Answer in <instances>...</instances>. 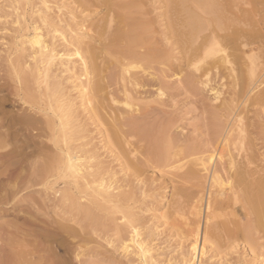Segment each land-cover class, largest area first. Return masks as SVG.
<instances>
[{"label": "rangeland", "instance_id": "1", "mask_svg": "<svg viewBox=\"0 0 264 264\" xmlns=\"http://www.w3.org/2000/svg\"><path fill=\"white\" fill-rule=\"evenodd\" d=\"M95 2L84 5L79 0H23L21 3L15 0H0V134L1 132L10 134L6 139L7 145H0V166H2L5 159L1 157V154L17 146V149L22 152L21 166L25 167L23 175H26L27 180L19 183L18 186L21 188L14 193V200L10 204H0V209H6L0 211V228L3 227L4 222H7L8 225L17 223L21 225L25 220L40 224L44 220L50 230H56L58 225L63 226L67 231L65 234H63L65 232L63 231V236H60V241L61 239L62 241L58 251L60 259L65 258V264L142 263L136 251L128 250L127 247L122 246V241L129 238L130 233L127 230H124L125 233L120 232V230L117 231L108 211L95 209L97 217L100 218L95 220L94 223L89 217L85 219L86 216L83 214L85 216L84 220L82 212L79 210L76 212L77 208L72 205V210L67 209V205L70 207L68 201H71L64 198L63 192L70 185L73 187L72 191L75 196L79 198V202H82V205L84 204L83 206L93 199L86 192L82 193V189L79 187H74L72 184L73 177L60 171L54 172L47 180L39 183L32 182V178L29 177L31 169L35 165L44 162L45 159L44 156L38 154V147L46 146V150L51 153L58 150L56 146V142H58L59 146L70 147L74 150V153L93 157L95 165H100L99 168L95 166V172L103 171L104 175L110 173V176L114 177L113 179L119 180L118 183L122 184L124 190L132 192V199L128 206L131 210H134H132L134 214L133 216L128 215L127 220L131 217L130 220L139 226L140 238L152 248V252L158 259L164 260L167 264L180 263L184 254L188 251V247L194 242V235L191 230L195 228L194 225H196L197 220H200L202 223L200 245L203 232L210 227H216L217 234L220 237L212 239L206 245V253L201 256V260L199 259L203 264H264V223L261 219L262 224L258 223L259 219L251 211L249 203L242 196V185L235 181L238 167H236L237 170L235 168L230 169L228 164V154L240 155L238 158L242 161L243 157L241 155L244 156L245 153H248L252 158L250 168L254 176L257 178L264 176V99L258 100L259 92L264 94V91H262L264 90V83L260 84V88L258 87L255 91L249 93L246 106L243 103L244 96L238 97L240 100L237 98V104L240 105L239 109L244 111L243 124L245 123L247 130L246 132L236 130L232 134L227 142L228 146L227 144L225 146L224 158L222 160L217 159L213 163L212 169L217 166L221 169L223 177L233 176L231 182L234 189L237 190L239 200H228L225 204H219L218 202L222 197H216L213 193L215 190L218 191L219 186L217 184L211 186L210 181L201 183L197 178L184 179L181 175L189 168H201L195 159L199 156L209 155L216 148L220 133L227 127L231 116H227L221 111L218 103L224 96L222 91L226 89L225 95H229L231 90L229 84H227L229 87L227 85L222 86L221 82L229 83V81L227 82L226 79L221 81L219 75L216 76L214 72L211 73L212 76L210 75L212 79L211 86L207 85L205 87L200 82L190 81L189 75L192 67L185 62L182 52L183 47L178 43L177 37L174 36L171 27H169V16L176 11V8L172 5L171 0H142V13L138 12L135 15L137 9H139L137 7L132 8L131 11L136 9L133 13L134 17L143 16L152 22L150 36L153 43L159 50L170 53V60L162 59V62L151 65L149 71L153 74L150 75L151 78L145 77L150 80V83L141 88L147 92L143 93V96H139L134 92L136 97L132 93L131 96L134 98L127 100L132 105L131 108L124 102L127 95L120 92L122 88L120 82H115L101 91L84 92V88L80 85L81 79H85L82 75L83 71L80 69L81 62L79 57L74 55L77 44L76 36L81 38L80 46L84 51L83 53L89 55L87 51L90 46L99 47L100 39L97 36V31L106 24L105 21L110 15L107 5L103 4L102 1L96 0ZM252 2L251 5L241 4L240 8L241 11L251 8L253 26L250 27V30L253 39L264 50V0H253ZM45 15L48 16L47 22L43 21ZM35 25L41 26L48 39H51L53 35L54 38L51 40L56 42L58 49L64 50L62 51L64 53H70L73 56V58L71 56V59L77 65V68L72 72L56 71L55 74L58 73L59 77L54 79L56 83L60 84V91L63 93L65 105L70 106V111H72L70 122L66 124L67 121L65 120L66 125L64 124L66 127L69 126L65 129L68 130V135L66 134L68 138L64 135L62 129L57 130L54 134L47 128L45 119L48 117L55 118L53 110L49 108L44 112L42 110L44 107L47 108L46 103H49L47 97L37 94L39 99L34 102L29 98L25 90V84L19 77L20 74H18L19 64L22 66L27 59L33 63L30 58L24 59V54L29 52L24 51L23 47L25 45L30 47V45L23 44L21 37L27 33L29 28L31 29ZM56 28L59 31H55ZM262 55L260 53L256 57V64L264 59ZM101 59L98 61H101ZM87 60L90 61L89 57ZM105 65L107 71L109 70L108 73L114 71V65L109 60ZM143 66L146 67V65ZM140 71L141 68L137 67L132 69V74L137 72L139 75L143 74ZM91 76L93 80L97 78L93 73ZM22 84H24L23 88ZM129 85L127 84L128 87H131V84ZM32 86L37 87L38 84L33 83ZM42 86H46L45 82L42 83ZM212 87L215 88L214 91L211 90ZM159 88H162L163 92H160ZM110 91L114 93L116 99L121 101L120 103L109 101L107 93ZM62 93L60 92V94ZM221 93L223 96H221ZM108 96L110 97V94ZM215 98L218 100H215ZM52 101L56 106V100L53 98ZM116 103L119 104V109H115L121 112L127 120L133 114L137 118L139 117L138 120L142 123L141 128L148 129L150 124L153 123L150 127L152 129L149 131L152 132L150 135L141 136L138 134V128H135L131 134L133 136H129L132 142H135V144L138 142L136 145H132L138 149L137 156L142 157L145 161L149 160L147 163L144 162L143 167L145 169L140 174L135 173L134 168L127 161L129 157L115 144V138L111 136L110 125L108 126L99 118V107L105 106V104L118 107ZM108 111L112 112L109 106H106V109L103 107L101 109V113L109 115ZM25 113L33 114L39 118L38 127L29 130L21 123H16L12 127L9 126L8 119L11 116L15 119ZM110 120L112 119L110 118ZM70 123H73V125ZM238 124L239 122L236 120V126ZM74 126L75 128H73ZM124 127L125 130L131 129L130 126ZM62 134L67 139L66 143ZM1 138L0 144L3 139ZM168 151L170 155H176L174 156L176 158L184 157L181 162H178L179 165H183V168L153 167L154 154H162L163 156ZM203 174H206V172ZM14 180L11 181V185L14 184ZM204 180L208 179L204 178ZM228 188L227 192H230V187ZM177 194L182 195V205L184 206L180 208L176 206ZM210 200L213 201V203L211 202V206H213L207 208ZM195 203L201 207L199 209L195 208L193 206ZM176 210L178 211L176 212ZM196 210H199L198 214ZM78 212L82 217L77 214ZM121 215L119 212L116 214L117 217H121ZM192 220L196 222L194 223ZM117 222L123 223L120 219ZM171 223H174V225ZM190 223L191 225L194 224L193 227ZM249 223L254 225L250 236L243 230L246 224ZM262 226L263 228H261ZM70 228L73 229L74 234L69 233ZM229 229H233L234 233L230 234ZM187 231L188 233L185 235ZM242 231L243 233H241ZM124 234L127 236H124ZM220 243H222V246ZM48 245L53 247L56 244L48 243Z\"/></svg>", "mask_w": 264, "mask_h": 264}, {"label": "bare ground", "instance_id": "2", "mask_svg": "<svg viewBox=\"0 0 264 264\" xmlns=\"http://www.w3.org/2000/svg\"><path fill=\"white\" fill-rule=\"evenodd\" d=\"M15 1L21 3L23 0ZM79 1L84 5H90L91 2H95L96 0ZM97 1H102L103 4L109 7L108 11H110V13H108L110 15L105 21L106 24L97 31V36L100 39L99 47H97L98 49L95 46H90V49H88L87 51L89 53V55L87 54L88 56L83 53L84 51L80 46L82 42L81 38H79V36H76L77 44L75 47L74 55L79 57V61L81 62L80 69L83 71L82 75L85 77V79H81L80 85L84 88V92L87 91V93H90L91 91H101L105 88H108L115 82H120L122 83V85L120 86L122 87L120 92L127 95V98H125L124 102L131 108L132 105L127 101L129 100V98H134L133 96H131V94H134V92H136L137 95L143 96V93L147 92L142 90L141 88H144L147 83H150V80H147V78L145 77L151 78L150 75L153 74L149 71L151 65L160 61L162 62V59H165L167 61L170 60L171 54L167 51L159 50L158 47L153 43V40L150 36V32L152 31V22L145 19L143 16L134 17L133 13L136 9L134 11H131V9L135 7L139 8L137 9V13H135V15L138 14V12L142 13V0ZM252 1L253 0H171V3L176 8V11L169 16V27H171L174 36L177 37L178 43L183 47L182 52L185 62H187L188 66L191 65L192 67L191 73L189 75V80L200 82L202 83V85L204 84L205 87L207 85L211 86L212 79L210 75L212 72H214L216 76L219 75V79H221V81H224V79H226L227 82L229 81V83L221 82L222 86H226L227 84H229L231 87L229 95H225L226 89L224 88V92L222 91V93H224V96L221 93V96H223V98L219 100L220 102L218 103L219 109L223 111L227 116L231 117L230 121L227 123V127L223 132L220 133V137H217L218 140L216 142V148L212 152H210L209 155L199 156L195 159V161H197V164L201 166L200 169L189 168L181 175V177L184 179L190 177L197 178L201 183L210 181L209 183H211V186H215V184H217L219 186L218 187L216 185V187H218V191L215 190L213 193L216 197H222L221 199L219 198V204H225V202L227 203L228 200L231 201L234 199H238L237 190L234 189V185L231 182V178H233V176L229 175L227 177H223L221 175V169L217 166L212 169V167L214 166L213 163H215L217 159L222 160L224 158L225 154L223 152L232 134L236 130H239L240 132H246L247 130L245 127V123L243 124L244 111L242 109H239L240 105L237 104V98L240 96H244L243 103L246 106V102L249 99V93H251L253 90L255 91V89L258 88L260 84L264 83V59L257 64L255 63V59L260 53L263 54L262 57L264 58V50L262 49L261 45L257 44L253 39L250 30V27L253 26L251 22L253 21L251 19V8L243 9L242 11L240 8L241 4L243 3H246L248 5L253 4ZM43 3L45 2L43 1ZM47 19V15L43 16V21L47 22ZM55 31L59 30L56 28ZM62 34L64 35V33ZM21 38L23 44L30 45V47H26V45L23 47L24 51L29 52L28 54H24V59L30 58L33 60V63L29 59H27L24 63L27 67L24 66L23 62L22 66L21 64H19V77L25 84V90L27 91L29 98H31L34 102L39 99V96L44 95L47 97L49 103H46L47 108H42L43 112L48 108L55 112V115H53L55 116V118L52 116L53 118L48 117L47 119H45L47 128L54 134H56L57 130L59 131V129H62V132L66 136V134L68 135V130L66 131L65 129L69 126L66 127L65 125L70 122L69 119L72 111H70V106L65 105L63 93L62 91H60V84L56 83L54 79L59 77L58 73L55 74L56 71L60 70V72H72L77 68V65H75V61L71 59L72 55H70V53H64L62 52L64 50L58 49L56 42H54V40H51L52 38H54L53 35L51 39H48L46 37L45 31L41 28L40 25H35L31 29L29 28L27 30V33H25ZM88 57L90 61L87 60ZM100 58H102L101 61H98ZM108 60L111 64L114 65V71L109 73V70L107 71L105 65L107 64ZM143 65H146V67ZM137 67L141 68L140 72H143V74L139 75L138 72L132 74V69H136ZM92 73L97 77L95 80L92 79ZM43 82H45L46 86H42ZM33 83L38 84V86L31 87V84ZM24 84H22V88L24 87ZM127 84H131V87H128ZM229 85L227 86L229 87ZM159 89L160 92H163L162 88ZM211 90L214 91L215 88L212 87ZM60 92L62 94H60ZM107 94H110V97L107 95L109 101H114L117 103L121 102L120 100L116 99L117 97L113 92L110 91ZM53 98L57 102L56 106H54L55 103H52ZM216 99L217 98H215V100ZM262 99H264V94L259 92L258 100L260 101ZM117 103L116 106L118 105V107L109 104H105V106L102 105L101 107L98 106L100 110L99 118L108 126L110 125L112 132L111 136L115 138V140L113 139L115 144L120 147L123 152H125L129 157V160L127 159V161H129V165L134 168L135 173L140 174L145 169L143 167L144 162L147 163L149 160L145 161L142 159V157L140 158L137 156L138 149L136 146H132L133 144H135V142H132V140H130L131 138L129 139V136L132 134V131H134L135 128H138V134L141 136L145 137L147 134L150 135V133L152 132L149 131L153 123L150 124V127H148V129L143 127L141 128L140 125L142 123L138 120L139 117L137 118L136 115L133 114L129 116V120H127L125 116H123V114L117 110L119 109V104ZM106 106H109L112 110V112L108 111L110 113L109 115L103 112L101 113L102 107L106 109ZM110 118L112 120H110ZM65 120L67 121L66 124ZM72 120L74 121V119ZM236 120L239 122L237 126ZM16 123H21L30 130L31 128L38 127L40 120L35 115L26 113L19 115L15 119H13L12 116L8 119V124L10 127H12ZM70 124L73 125V123ZM124 126H130L131 129L125 130ZM73 128H75V126ZM73 131L76 133L75 130ZM8 135L10 134L1 132L0 137L3 138H1V146L7 145L6 139ZM66 137H64L65 143L67 142ZM69 141L68 143H70ZM56 144L58 150L52 151L51 153L46 150V146L38 147V154L44 156L45 159L44 162L35 165L31 169L29 177L32 178V182L39 183L40 181L47 180L54 174V172L57 173L61 171L66 175H70L71 177H73L74 181L72 184L74 185V187H79L80 189H82V193L86 192L87 195L93 197V199H88L89 202H86V205L83 206L84 204L82 205V202H79V198L75 196V193L72 191L73 187H71L70 185V187L68 189H65L64 192L62 190V192L64 193V198L71 201L69 202L67 200L68 204L70 203V207H68L67 203H65L67 205V209L69 208V210H72V205L73 207L77 208L76 212L77 210H79L82 212V215L84 214L86 216V218L84 215L82 217L80 212H78L77 214H80L83 219H88L87 217H89L94 223L95 220H99L100 218L97 217L95 209H104L108 211L110 217H112L115 228H117V231L120 230V232H124V230H127L130 233V235L128 236L129 238L125 237L126 239L122 241V246H124L125 248L127 247L128 250L136 251V254L139 256L143 264H167L164 260L158 259L152 252V248L146 245V242L142 238H140L141 236L139 226L132 220H130L131 217L129 218V220H127L128 215L133 216L134 214V212H132L133 209L131 210V208L128 206L130 200L132 199V192L124 190V188H122V184H119L120 182L118 183L119 180L116 178L113 179L114 177H111L110 173L104 175L103 171L95 172L94 168L96 165L93 161V157H89L88 155H79L77 152L74 153V150H72L70 147L64 148L65 146H59L60 144L58 142H56ZM21 153L22 152L19 151L16 146L1 154V157L5 159L2 162V166H0L1 168L4 167L2 170L0 168V204H10L11 201L14 200V193L18 192L21 188L18 186L19 183L23 180H26V175H23L25 167L21 166ZM122 156L124 155L122 154ZM154 156L155 158H153V167L155 168H161L162 166L165 168H183V165H179L178 162H181L184 157L176 158L174 157L176 155H170L169 151L166 152L163 156L162 154H154ZM241 156L243 157L242 161H240L241 159L238 158L240 157V155L238 156L228 154V164L230 166V169H236V167H238V170L236 169L237 175H235V181H237L239 185H242V196L244 197L246 202L249 203L251 211L255 213V216H257V218L259 219V221L257 220L258 223L260 222V219L263 221L261 222L264 223V176H260L258 178L254 176V173L250 168L252 158L248 153H245L244 156ZM96 167L99 168L100 165H97ZM6 170L9 172H7ZM204 172H206V174H203ZM204 178L208 180H204ZM13 179H15L16 182L14 180V184L11 185L10 183L11 181H13ZM228 187H230L229 191L231 193L227 192V190L229 189ZM236 188H238V186H236ZM134 192L136 191L134 190ZM177 195L178 197L176 198V206L180 208L181 206H184L182 205V195ZM211 202L213 203V201L211 200L208 202L207 208H210ZM193 206L198 209L201 207L200 205H196V203ZM2 209L6 210L4 208ZM2 209H0V211ZM173 209L175 208L173 207ZM227 209L229 210V208ZM231 210L233 211V209ZM177 211L178 210H176V212ZM118 212L122 214L121 217L116 216ZM196 213L198 214L199 210ZM118 219L122 220L123 223L117 222ZM194 220H192V222L195 223L196 221ZM261 222L260 224H262ZM6 224L7 222H4L3 227L0 228V264L66 263L65 258L63 260L60 259L58 251V248H60L62 241V239L60 241V236H63V234H65L67 231L63 226L58 225L56 230H50L49 227L46 226V222H44V220L41 224L31 220H25L21 225L17 223L15 225L7 224L6 226ZM201 224L202 223L200 220H197L196 225L193 224L195 228H193L191 232L194 235V242L191 243V245L188 247V251L184 254V257H182L181 262L171 264H203V262L200 261V258L206 253V245L210 243L212 239H216L219 236L217 234L216 227H210L203 232L200 245V231L202 230ZM172 225H174V223ZM193 225H191V227H193ZM253 227L254 225L252 223H249L246 224L243 230L248 236H250ZM261 228H263V226ZM63 231L65 232L62 234ZM68 231L69 233L74 234L73 229L70 228ZM229 232H231L230 234H233L234 230L229 229ZM187 233L188 231L185 232V235ZM241 233H243V231ZM124 236L127 235L124 234ZM48 243H55L56 245L50 247L51 244L49 246ZM220 244L222 246V243Z\"/></svg>", "mask_w": 264, "mask_h": 264}]
</instances>
